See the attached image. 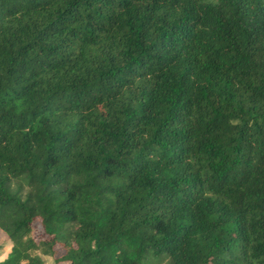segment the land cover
<instances>
[{"label": "trees", "instance_id": "16d2710c", "mask_svg": "<svg viewBox=\"0 0 264 264\" xmlns=\"http://www.w3.org/2000/svg\"><path fill=\"white\" fill-rule=\"evenodd\" d=\"M0 233V264H264V0H0Z\"/></svg>", "mask_w": 264, "mask_h": 264}, {"label": "rangeland", "instance_id": "374dc122", "mask_svg": "<svg viewBox=\"0 0 264 264\" xmlns=\"http://www.w3.org/2000/svg\"><path fill=\"white\" fill-rule=\"evenodd\" d=\"M33 236L36 239H40L43 237L41 228L39 227V223L35 222L33 226ZM3 237V235L0 233V239ZM11 245L7 244L6 247L0 249V262L3 261L10 249ZM45 261V264H52V261L49 258H43ZM151 264H156L155 262H151Z\"/></svg>", "mask_w": 264, "mask_h": 264}]
</instances>
